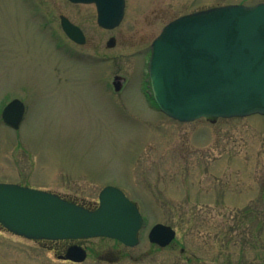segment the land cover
<instances>
[{
  "label": "rangeland",
  "instance_id": "obj_1",
  "mask_svg": "<svg viewBox=\"0 0 264 264\" xmlns=\"http://www.w3.org/2000/svg\"><path fill=\"white\" fill-rule=\"evenodd\" d=\"M257 3L125 0L121 23L106 30L93 4L0 0V114L12 100L25 108L16 131L0 118V184L90 209L114 186L134 202L144 219L137 246L86 239L84 264H106L94 253L113 249L115 264H264V115L178 122L152 102L147 73L150 46L172 20ZM60 16L82 30L83 45ZM115 76L124 79L118 93ZM156 224L175 231L166 247L148 240ZM51 245L0 226V264H69Z\"/></svg>",
  "mask_w": 264,
  "mask_h": 264
},
{
  "label": "water",
  "instance_id": "obj_2",
  "mask_svg": "<svg viewBox=\"0 0 264 264\" xmlns=\"http://www.w3.org/2000/svg\"><path fill=\"white\" fill-rule=\"evenodd\" d=\"M69 1L94 4L97 24L104 29L116 28L123 19L124 0ZM60 25L71 41L85 43L82 30L66 17H60ZM114 45L110 38L107 47ZM147 71L156 106L179 122L264 115V3L214 7L171 21L150 46ZM123 82L114 77L116 92ZM24 112V105L12 100L1 119L18 130ZM98 199L89 210L48 191L0 184V226L32 241L110 238L136 246L143 225L136 205L112 186L102 189ZM174 238L175 231L162 224L148 234L159 247ZM59 259L81 263L85 256L73 247Z\"/></svg>",
  "mask_w": 264,
  "mask_h": 264
},
{
  "label": "flooded vegetation",
  "instance_id": "obj_3",
  "mask_svg": "<svg viewBox=\"0 0 264 264\" xmlns=\"http://www.w3.org/2000/svg\"><path fill=\"white\" fill-rule=\"evenodd\" d=\"M118 92H120V91H117L116 93H118ZM208 120H213V119L208 118ZM85 240L86 239L47 241V242H50L52 244L48 249L56 255V258H57L58 261H61L63 263H69V264H84L86 259L89 258L91 256V254H92L91 251L87 247H85V246H83V244H81V242H83ZM114 241H116V240H114ZM116 242H118V241H116ZM118 243H120V242H118ZM153 245H155V244H153ZM73 247L80 248L83 251V254L85 256V260L83 262L76 263V262H71L69 260L59 259V257L65 256L67 254L68 250L70 248H73ZM134 247H136V246H134ZM134 247H129V246L123 245V248H127V249H132ZM155 247L163 248V247H159L158 245H155ZM115 250L118 251L117 249H115ZM116 253H118V252H114V249H113V250H108L106 252L105 251H100V252L98 251V252H96L94 254H96L95 255L96 259L103 260L104 263H106V264H115L116 260L118 258L117 257H113V256ZM181 253L183 254V249H181ZM104 255H107L108 257L104 256ZM129 258H132V257L130 256Z\"/></svg>",
  "mask_w": 264,
  "mask_h": 264
}]
</instances>
